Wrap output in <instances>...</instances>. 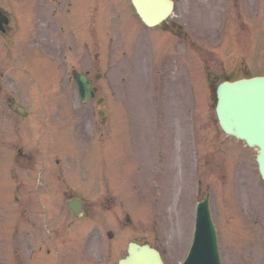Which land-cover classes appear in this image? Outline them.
I'll return each mask as SVG.
<instances>
[{"label":"rangeland","instance_id":"1","mask_svg":"<svg viewBox=\"0 0 264 264\" xmlns=\"http://www.w3.org/2000/svg\"><path fill=\"white\" fill-rule=\"evenodd\" d=\"M91 2L90 36L79 38L76 30L69 40L67 31H56V40L41 41L44 50L53 52L54 62L43 59L39 64L30 54L37 41L28 40L22 99L32 112L44 108L35 112L43 129L48 123L58 128L48 144L54 150L45 147V154L58 157L67 168L85 160L82 179H90L96 193L106 190L115 204L112 210L122 211L124 221L129 212L134 223L114 229L113 240L83 245L84 257L76 255V245L67 249V259L115 264L127 241L136 237L159 247L166 264H180L192 242L196 204L209 193L223 264H264V181L256 151L221 130L213 97L216 84L209 83L211 70L221 79L264 75V0H176L173 16L155 28L143 24L130 0ZM180 27L186 35L178 33ZM86 43L91 57L85 63ZM2 60L0 54V73H6ZM91 65L104 73L95 81L109 99L112 120L106 128L100 125L96 101L82 104L72 79L74 70ZM47 68L51 76L41 77ZM0 81L2 100L14 84L6 76ZM26 120L19 117L17 122ZM6 135L0 127V233L10 225L4 233L15 249L9 255L0 246V264H35L14 238L17 233L12 234L19 205L6 202ZM16 225L22 228L21 220ZM20 254L22 260L16 258Z\"/></svg>","mask_w":264,"mask_h":264},{"label":"flooded vegetation","instance_id":"2","mask_svg":"<svg viewBox=\"0 0 264 264\" xmlns=\"http://www.w3.org/2000/svg\"><path fill=\"white\" fill-rule=\"evenodd\" d=\"M37 4L40 13V25L35 35L37 48L31 50L33 53L30 52V54L38 59L39 64L43 63L44 52L53 54L51 50H44L41 41L45 37H49L51 41L56 40L55 34L59 35L58 32L64 34V31H67L66 36L71 35L69 40H74L76 30L79 38L90 35L88 21H90L91 0H37ZM28 5L27 0H0V13L8 16L5 32L0 38V54L6 73L1 72L0 78L6 76L10 83L14 84V89H6V97L2 99L5 113L0 118L5 122L7 133L10 136L17 133L20 138L19 142H14L13 146L9 147L11 151L17 148L20 158H18L17 168L12 170V177L7 186L9 193L14 195L19 204L18 219L22 224L21 245L24 250L33 249L34 263L78 264L73 260L69 261L71 258L67 259L69 256L67 249L76 245L79 248L76 255L84 257L86 252L82 251L83 245L86 247L94 244L101 245L106 236L111 240L116 237L112 232L107 233L108 207L113 208L115 204L109 201L106 190H103V193H96L97 190L92 187L90 179L80 182L74 175L75 168L64 167L59 161L40 160V151L44 147L41 144L37 145L34 141L41 127L40 120L35 115L38 107L33 110V113L25 104V98L22 99L27 86L28 38L33 36L32 34L29 36L27 24ZM84 58L86 63V59L90 58L89 50L84 54ZM91 69L92 67H88L82 72L88 76L91 85L97 87ZM44 71L41 77L51 76L48 68ZM36 79L39 80V77L37 76ZM98 93H100L99 88L96 95ZM16 105L26 107L29 112L23 115ZM109 111L111 110L107 107L106 112ZM19 117L29 120L20 124L17 122ZM111 120L109 114L102 118L105 127ZM81 127L85 128V124L83 123ZM46 147L52 148L48 145ZM8 163L10 165L11 156ZM87 164L86 162L85 165ZM72 175L74 177H70ZM75 198L81 201L82 214L79 216L68 209V202ZM110 215L112 227L123 228L132 224L131 220L128 224L123 223L122 211L110 210ZM21 254L20 260H22ZM25 258H27L26 254Z\"/></svg>","mask_w":264,"mask_h":264},{"label":"water","instance_id":"3","mask_svg":"<svg viewBox=\"0 0 264 264\" xmlns=\"http://www.w3.org/2000/svg\"><path fill=\"white\" fill-rule=\"evenodd\" d=\"M133 1L143 21L150 26L166 18L173 8L171 0ZM219 78L215 73L210 75L211 82H217ZM75 79L83 102L94 96L84 75L77 73ZM217 96L216 111L221 127L226 133L245 140L249 146L259 148L257 161L264 179V76L224 81L218 86ZM70 206L74 208V205ZM129 252L120 264H163L160 253L148 245L131 243ZM182 264H221L208 198L198 205L194 241Z\"/></svg>","mask_w":264,"mask_h":264}]
</instances>
